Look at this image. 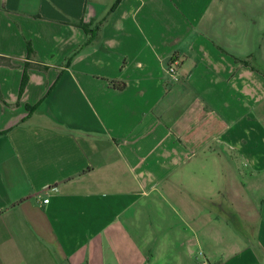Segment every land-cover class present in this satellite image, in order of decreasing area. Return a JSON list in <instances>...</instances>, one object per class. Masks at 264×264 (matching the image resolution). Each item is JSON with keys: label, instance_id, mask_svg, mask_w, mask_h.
Listing matches in <instances>:
<instances>
[{"label": "crops", "instance_id": "1", "mask_svg": "<svg viewBox=\"0 0 264 264\" xmlns=\"http://www.w3.org/2000/svg\"><path fill=\"white\" fill-rule=\"evenodd\" d=\"M116 1L0 0V264H264L247 7Z\"/></svg>", "mask_w": 264, "mask_h": 264}, {"label": "rangeland", "instance_id": "2", "mask_svg": "<svg viewBox=\"0 0 264 264\" xmlns=\"http://www.w3.org/2000/svg\"><path fill=\"white\" fill-rule=\"evenodd\" d=\"M228 2H230L231 5L239 4L247 7V9L244 11L246 14L244 18H250L254 20L256 30L260 31L259 38L264 53V0H228ZM251 5H255L254 10L248 9V7ZM257 61L258 60H255L256 68L264 71V65H259Z\"/></svg>", "mask_w": 264, "mask_h": 264}, {"label": "trees", "instance_id": "3", "mask_svg": "<svg viewBox=\"0 0 264 264\" xmlns=\"http://www.w3.org/2000/svg\"><path fill=\"white\" fill-rule=\"evenodd\" d=\"M120 2V0H117L116 1V3H115V5H114V7H113V9L118 5V3ZM81 28H83V29H85V30H87V25H85L84 23H82V22H79V23H77ZM32 53V50H31V48L29 47V56H30V54ZM246 64H247V62H245ZM0 65H11V62H10V60L9 59H6V58H3V57H0ZM27 80V78H26V75H25V78H24V80H23V84H22V89H21V92H23V90H24V88H25V85H26V81ZM113 85L116 87V88H118V89H124V88H122V87H119L115 82L113 83ZM32 109V108H31ZM30 110V109H29Z\"/></svg>", "mask_w": 264, "mask_h": 264}, {"label": "built area", "instance_id": "4", "mask_svg": "<svg viewBox=\"0 0 264 264\" xmlns=\"http://www.w3.org/2000/svg\"><path fill=\"white\" fill-rule=\"evenodd\" d=\"M170 72L173 74L175 71H174V69L173 68H170ZM51 191H56V189H54V188H52V189H50ZM49 202V198H47V199H44V203H48Z\"/></svg>", "mask_w": 264, "mask_h": 264}]
</instances>
